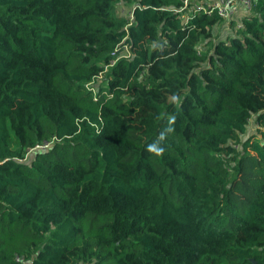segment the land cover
<instances>
[{"label":"trees","instance_id":"trees-1","mask_svg":"<svg viewBox=\"0 0 264 264\" xmlns=\"http://www.w3.org/2000/svg\"><path fill=\"white\" fill-rule=\"evenodd\" d=\"M185 1L0 0V264H264V0Z\"/></svg>","mask_w":264,"mask_h":264},{"label":"built area","instance_id":"built-area-1","mask_svg":"<svg viewBox=\"0 0 264 264\" xmlns=\"http://www.w3.org/2000/svg\"><path fill=\"white\" fill-rule=\"evenodd\" d=\"M242 3L246 6H250V0H199V1H191L186 0L184 9H188L190 12L186 14L185 21L188 23L191 18H193L194 14L198 11H203L206 13H212L213 11H217L219 15L222 17L228 18L234 11L237 10L238 4ZM126 50L129 51L128 47L126 46ZM115 62V60H113ZM50 142H45L42 145H38V147H48ZM17 259H22L21 257H17ZM23 260V259H22ZM29 262V261H24Z\"/></svg>","mask_w":264,"mask_h":264},{"label":"rangeland","instance_id":"rangeland-1","mask_svg":"<svg viewBox=\"0 0 264 264\" xmlns=\"http://www.w3.org/2000/svg\"><path fill=\"white\" fill-rule=\"evenodd\" d=\"M128 7L125 5H119L117 8V11L121 13L122 15H129L130 12H128Z\"/></svg>","mask_w":264,"mask_h":264},{"label":"crops","instance_id":"crops-1","mask_svg":"<svg viewBox=\"0 0 264 264\" xmlns=\"http://www.w3.org/2000/svg\"><path fill=\"white\" fill-rule=\"evenodd\" d=\"M196 1H199V0H196ZM188 13L187 14H189L190 12L189 11H187Z\"/></svg>","mask_w":264,"mask_h":264}]
</instances>
